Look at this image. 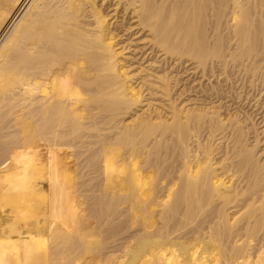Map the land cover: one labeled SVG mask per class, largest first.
Instances as JSON below:
<instances>
[{"label":"bare ground","instance_id":"bare-ground-1","mask_svg":"<svg viewBox=\"0 0 264 264\" xmlns=\"http://www.w3.org/2000/svg\"><path fill=\"white\" fill-rule=\"evenodd\" d=\"M110 1L0 0V264H264V129L172 72L264 39V0Z\"/></svg>","mask_w":264,"mask_h":264},{"label":"rangeland","instance_id":"rangeland-1","mask_svg":"<svg viewBox=\"0 0 264 264\" xmlns=\"http://www.w3.org/2000/svg\"><path fill=\"white\" fill-rule=\"evenodd\" d=\"M114 1H116V0H113L112 2L110 1V2H108V3H105V7L107 8L108 6H111L110 7V9H109V12H111V11H113V10H111V9H113L114 7L113 6H116L115 5V3H114ZM215 1V0H214ZM218 1H220V0H218ZM117 4V3H116ZM221 5H219V7H220ZM218 7V5H217V8L218 9H220ZM111 10V11H110ZM112 14H113V12H112ZM212 17V16H211ZM209 18V17H208ZM206 19V18H204V19H206V20H204L203 19V21L205 22H207V20H208V23H204V26H207V24H208V26L210 27V28H208V29H210V31L209 32H211V30L212 31H214V28H212L211 26H213L214 27V22H213V20H212V18L214 19V17H212V18H210V19ZM211 20V21H210ZM210 21V22H209ZM255 23V22H254ZM206 24V25H205ZM257 24V23H256ZM211 25V26H210ZM254 26V25H253ZM256 26L257 25H255L254 27L256 28ZM261 26V24H259L258 23V26H257V31H258V33H256L257 31L254 29V31H252L253 30V27H251V31H252V35H250V37H251V39H247V41L249 40V43H244L246 46L244 47V44H243V42H241L242 43V47L240 46H238V49L239 50H237V44H241L240 43V41L239 40H237V39H239L240 37L242 38L243 36H241L240 34V36L238 35H235L236 36V38H232L231 40H230V38H229V36H228V38H227V35H228V33L226 34V32H227V30L225 31V33H224V30H222V29H220V30H222L223 31V33H222V31H220L221 32V35H223L222 37H221V35L220 36H217V35H219L220 34V32H218V34L217 33H212L213 35H214V37H212L213 38V40H214V38H218V39H216L217 41L216 42H218V44L220 45V43H221V45H220V47L222 48V45L224 46L223 48H222V51L220 50V54L223 52L224 53V55H223V53L221 54V56H219L218 55V59L219 60H217V58H209V60L210 59H213V61L215 62H213V65L216 67L215 68V73H213V75H211L210 77L209 76H204L201 72H199V71H195L194 69H193V65L191 64V62H188V63H186L185 65H183V66H181V67H178L177 65H175V69L173 68V70L174 71H172L173 72V75H177V74H179V78L181 79V81H184V82H181L182 83V85H184L185 86V91L187 92H185V95H186V98H190V100L192 99V101L190 102V103H194V102H196L198 105H200V106H202V105H204L205 104V106H211L212 107V105H214L215 107H217L218 108V110L224 115H228V114H238V116H240V118H242V119H245V117L246 118H251L253 121H251V122H255V124L254 123H251V128H252V132L254 131V130H256V131H259V132H261L262 131V129H264V85H262V86H260L261 84H264V64H262V66L259 68L260 69V71H258L257 72V69L258 68H256L257 67V65H256V67H254L255 69H256V71L255 72H257V74L254 72V70L252 71L253 72V74H254V76L252 75L251 76V74H252V72H248L249 70H247V71H241V69H242V67L240 68V66L239 65H241V63L243 62V60H242V62H241V59H243V57L242 56H247V55H245L247 52L246 51H248V53L250 52V50H254L255 48V50L253 51V52H255L256 54H254V53H251L249 56L250 57H252V58H255L256 56L258 57V58H260V60L261 59H263V60H261L262 62L264 61V49H263V47H264V43H262V42H264V39L262 38V36H261V34H262V31L260 30V27ZM224 29H225V27H223ZM256 33V34H253V33ZM236 34V33H235ZM212 36V35H211ZM216 36V37H215ZM225 36V37H224ZM234 36V37H235ZM253 36V37H252ZM258 36H261L260 38L258 37ZM238 37V38H237ZM264 37V36H263ZM224 38H227V39H225L224 40ZM211 39V38H210ZM221 39V40H220ZM243 39H245L244 37H243ZM257 39L259 40V41H257ZM262 39V40H261ZM241 40V39H240ZM125 41L127 42V39H125ZM215 41V40H214ZM221 41V42H220ZM225 43H224V42ZM238 41H239V43H238ZM242 41V40H241ZM244 41V40H243ZM251 41V42H250ZM216 42H214L215 44H216ZM236 42V43H235ZM253 42V43H252ZM260 43V45H258L257 44V46H255L256 45V43ZM135 43V42H134ZM132 43V45L129 43L128 44V42H127V44L128 45H126V43H125V46H129V45H131V46H129L128 47V49L125 51L126 53H125V56L127 57V58H129L130 59V57L129 56H131V59H130V61L132 62H135V60H132V59H134L135 58V54H137V58H140L141 57V55L138 53V51L136 52L135 50H134V48L136 47V44L137 43ZM214 43H213V46H214ZM251 43V44H250ZM255 43V44H254ZM263 45H262V44ZM217 44V45H218ZM224 44H226V45H224ZM230 44H231V46H230ZM247 44L248 45H251L250 47L251 48H249V47H247ZM254 44V45H253ZM232 45H236V47H232ZM261 46H263L262 48H261ZM226 47V48H225ZM229 47V49H227ZM252 47L254 48V49H252ZM260 47V48H259ZM225 48V49H224ZM242 48V49H241ZM245 48H247V50L245 49ZM257 48H259V49H257ZM236 49V50H235ZM234 51L233 53H236L237 55H238V53H240V55L239 56H237L236 54L234 55L232 52H230V51ZM257 50V51H256ZM259 50L261 51V52H259ZM237 51V52H236ZM238 51H240V52H238ZM242 52V53H241ZM134 53V54H133ZM230 53H231V55H230ZM138 54H139V56H138ZM242 54H244V55H242ZM253 54V55H252ZM134 55V56H133ZM232 55H234V56H232ZM252 55V56H251ZM254 55H255V57H254ZM263 55V56H262ZM237 57V59H234V58H232V57ZM134 57V58H133ZM214 57V56H213ZM224 57H227V59H229L230 60V58L232 59V60H226V58H225V60L226 61H228V62H226V61H223V58ZM137 58H135L136 60H137ZM248 58V56L246 57V58H244V59H247ZM240 59V60H239ZM255 60V59H254ZM216 61H218V62H216ZM223 61V62H222ZM233 61H237V62H233ZM260 61V62H261ZM132 62V63H133ZM144 62V61H143ZM210 62H212L211 60L210 61H208V63H210ZM228 63V65H230V66H225L223 63ZM239 62H240V64H239ZM257 62H259V60L257 59ZM259 62V64H261ZM147 64V63H146ZM145 64V66H147ZM175 64V63H174ZM173 64V65H174ZM234 64V65H233ZM258 64V67L260 66ZM210 65H212V63L210 64ZM136 66H138L137 64H135V65H133V69H134V67H136ZM238 66V68L236 69V67ZM177 67V68H176ZM235 68V69H234ZM253 68V69H254ZM258 69V70H259ZM261 69H263V70H261ZM246 72H247V74H246ZM251 73V74H250ZM259 73V74H258ZM263 73V74H262ZM262 75H263V77H262ZM257 77V78H262V79H260V82H261V84L259 83V82H257L256 80H255V78H254V81H253V77ZM259 76H261V77H259ZM251 78V79H250ZM263 80V81H262ZM253 81V82H252ZM256 81V82H255ZM259 81V80H258ZM255 82V84H253ZM263 82V83H262ZM256 83H258L257 85H256ZM186 84V85H185ZM254 85H255V87H254ZM258 85H259V87H258ZM261 88V89H260ZM262 89H263V91H262ZM188 90V91H187ZM154 99H156V100H152V103H153V105L155 106V107H157L158 108V110L159 111H162V113L166 116H168L169 114H168V112H170L169 111V108L166 106L167 104H168V101H162V100H159V98H154ZM167 102V103H166ZM203 103V104H202ZM207 103V104H206ZM212 103V104H211ZM209 104V105H208ZM248 116V117H247ZM250 119V120H251ZM253 124V125H252ZM256 125V127L259 129V130H257V128H254L253 129V127L252 126H255ZM204 128V129H203ZM202 128V132H201V140H202V138H204V141L203 142H205V140H206V138L205 137H208V135L206 136V132H207V126H204ZM206 128V129H205ZM206 132H205V131ZM261 130V131H260ZM202 133H204L203 135H202ZM204 135H205V137H204ZM253 135V134H252ZM207 139H210V138H207ZM207 141V140H206ZM209 141V140H208ZM213 141V139H210V142H212ZM154 142V141H153ZM170 142V144L172 145V143H171V141H169ZM133 146V145H132ZM172 147V146H171ZM171 147L170 148H167L169 151H168V153H169V155H167L168 153H166V151H167V149H165L166 151H163L162 149H161V151L160 152H162V153H164V154H162L163 156L165 155V153H166V155L164 156L166 159H167V161L168 162H170V163H166V159L164 158L163 159V161H165V163L164 164H166V165H169V164H171V159H172V157L174 156V157H180V156H178L179 155V152H174V154H172L171 153ZM217 152V151H216ZM215 152V153H216ZM214 153V154H215ZM160 155H161V153H160ZM161 155V156H162ZM167 156V157H166ZM168 156L169 157H171V159H170V161L168 160ZM178 159V158H177ZM124 215H125V213H124ZM123 215V216H124ZM118 216H120V215H118ZM116 217V220L114 221L115 223H116V221H118V219L117 218H119V217ZM123 216H120V218H119V220L121 221V223L120 224H123V225H121V227H120V224H119V226H118V223L116 224V226H118V227H120L121 228V231L119 230V232H120V234H122L123 233V231L122 230H124V228L126 227L125 226V224L127 225V222L125 221V220H127V218H126V215L123 217ZM121 217L123 218V221L125 222H123L122 220H121ZM124 218H126V219H124ZM93 220V219H92ZM91 220V221H92ZM120 221H118V222H120ZM128 221V220H127ZM122 227H124V228H122ZM128 229V228H127ZM134 230V229H133ZM133 230H130L129 231V234L126 236L125 234H122V235H119V237H121V238H119V239H124L123 241H121L123 244H124V241L127 239V238H129L128 236H130L131 235V231H133ZM112 231V230H111ZM126 231V230H125ZM118 232V231H117ZM128 232V231H127ZM125 233V232H124ZM117 234V233H116ZM118 237V236H117ZM127 237V238H126ZM126 238V239H125ZM121 242L119 243L118 241L115 243V244H117V243H119V245H120V247L122 248V244H121ZM114 244V243H113ZM118 245V244H117ZM118 245V246H119ZM117 248V246L115 247V249ZM120 248V249H121ZM119 249L117 248V251H118Z\"/></svg>","mask_w":264,"mask_h":264}]
</instances>
